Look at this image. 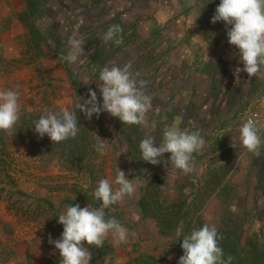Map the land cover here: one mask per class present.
Segmentation results:
<instances>
[{
    "label": "rangeland",
    "instance_id": "374dc122",
    "mask_svg": "<svg viewBox=\"0 0 264 264\" xmlns=\"http://www.w3.org/2000/svg\"><path fill=\"white\" fill-rule=\"evenodd\" d=\"M0 1L9 3L7 0ZM218 3L219 0H210V2L209 0H49L44 23H52L51 26L57 33L56 37L65 42V45L59 50L62 57L69 50V37L76 35L84 41L83 54L80 58L82 62L75 63H69L66 60L60 61L44 43L40 44V51L36 50L24 26L26 29L24 34V37L26 36L24 39L26 54L30 51L26 63L37 62L39 70H41L40 68L45 70L49 67L45 57L50 55L54 57L57 60V66L64 70L69 79L73 95H67V98L69 99L68 103L71 102L72 106L76 102L83 104L88 99L90 89L96 92L97 103L100 104L102 102L99 91V83L102 82L98 78L100 69L114 65L122 67L125 64L130 65V72L138 81L145 82L143 90L151 97L152 105L145 114L147 125L124 124L105 111L100 112L97 116L101 124L96 126L95 133L102 137L103 141L108 139L107 141L113 145L112 149L116 151L117 156L116 161L112 164V173L107 174L105 168L108 162L106 163L105 157L106 151L111 148L107 142V149L105 148L104 153L98 155V159L104 161V174L95 180L92 187H89L88 180L84 181L83 178L80 179L60 171L55 163L38 166L41 173L48 172L44 174L43 180L50 182L41 184L46 189L45 192L42 191L43 196L47 199L36 201L35 209L31 208L30 213L27 210L22 211L27 212V216L31 217L27 218L35 221L33 232L36 235L29 242L31 251L34 247L46 246L49 251L53 252L40 264H60L59 251L50 242V240L58 239L62 232V225L57 223L56 217L70 204H79L81 207L89 204L90 207H99L100 202L95 201L93 190L102 178L114 180L119 165L122 166V169L119 170H123L127 178L133 179L134 183L138 180L139 184L131 197H125L116 204L110 205L105 210L106 216L115 217L124 227L129 224H132L133 227L128 230V240L125 244H116L106 238L103 247L88 246L91 254L94 253V250L102 254L103 264H122L140 253H152L153 230L156 227L159 229V225L158 217L151 214L159 215V217L171 215L172 211H177L176 206L172 208L173 204L181 203L184 199L190 200L194 197V190H199L200 195L197 199L198 206H195L196 214L191 215L193 223L198 216L206 224L217 226L222 214L229 211L233 214L229 220L234 222H239L241 219L239 217L245 216L241 221L244 238L257 231L255 227L257 221L260 222V227L262 226L264 199L261 196L257 199L258 193H261L260 190L264 187V131L262 128H259L262 143L258 155L246 151L241 146L238 134L229 133L228 141L209 142L212 145L214 143L213 146L227 143L217 155H212L213 147L208 146L205 148V154L200 155L205 162L192 156V165H195L196 162L201 163L202 166H204L203 163L212 166L206 172V178L202 183L194 180L183 181L181 170L173 169L170 166L169 153H164L162 157L158 158L160 162L153 165L142 160L138 147L140 141L149 135L155 137L158 146L162 139V132L168 126L157 124L161 116L158 114L166 115L165 111L172 112L169 107L173 104L171 102L173 101L171 100L172 95L177 89L184 94L192 87L196 88L197 100L202 103L208 101L207 106L215 108L219 115L227 114V110L237 108V104L240 105L243 102L246 105L243 122L246 121V117L250 113L264 109V76L249 78L245 72L241 71L239 80H237L234 69L240 65L233 59L223 61L218 58L219 52H227V49L233 48V45L228 43L226 34L230 26H226L223 21L211 22ZM112 24H119L123 29L121 33L123 42L119 45L112 42L105 43L103 40V33ZM199 37L207 42V49L204 50ZM209 41L213 43V49H211L212 45L209 44ZM206 50L211 53L214 59L212 62L222 71L214 70L211 74L204 68ZM4 60V57H0V65ZM12 61L19 63L22 60L13 58ZM53 68L57 67L53 66ZM38 79L40 86L45 87L43 96L37 100L36 105H56L58 100L56 92L60 87L54 86V83L60 81L61 78L50 80V78L42 76ZM72 79L79 83L81 98H74ZM209 86L213 90L212 95ZM218 93H221L219 99ZM254 95L259 96L255 97L257 99L253 101L256 107L248 108V103L253 100ZM64 101H62V105H66ZM176 103L175 105H177ZM71 105L68 107L69 109ZM238 117H242V114H239ZM153 122H155V128L151 126ZM5 137L6 160L2 163L8 164L7 169L10 172L0 171V185L3 181L5 184L12 183L19 174L31 175L35 178L37 173H32V171L38 169L36 166L38 164H31L29 159H24V163L20 162L24 166L23 169L21 166L17 168L18 161H15L16 156L13 154V158L12 153L16 152L15 147L19 146L18 141L12 137ZM113 186L117 187L115 184ZM218 189L216 198L222 201V212L216 219H207L203 215L204 209L201 207L204 206L205 200ZM86 192L91 196L92 201L85 197ZM218 195L220 196L218 197ZM50 196L53 197V200H59L56 207H52L48 203ZM142 197H145L151 204V214L147 217L142 216L139 211L138 201ZM24 200V202L18 203L19 206L21 205L20 210L24 206H29L28 199ZM155 202L157 203L155 204ZM191 209H193L192 204ZM260 210L262 214H259ZM175 215L177 213H173L172 217L174 218ZM171 227L164 228L172 231L171 235L166 236L171 237L173 243L176 230ZM178 227H180L179 224ZM262 230L264 233V226ZM154 238L157 237L154 236ZM117 246L120 247L118 254L114 253ZM161 251L160 248H155L154 253L161 255ZM174 254V258L179 259V256ZM24 261L22 264H36L34 261L30 262V254H27ZM96 264L100 263L96 262Z\"/></svg>",
    "mask_w": 264,
    "mask_h": 264
},
{
    "label": "clouds",
    "instance_id": "9594fccd",
    "mask_svg": "<svg viewBox=\"0 0 264 264\" xmlns=\"http://www.w3.org/2000/svg\"><path fill=\"white\" fill-rule=\"evenodd\" d=\"M219 21L230 26L226 33L228 43L235 46L242 63V67L234 69L237 80L241 71L249 78L264 76V0H219L211 22ZM122 31L119 24L110 25L103 33L104 42L121 44ZM199 40L205 50L207 42L200 37ZM83 45L84 41L78 36L69 37V50L63 59L69 63L82 62ZM98 78L102 82L99 83L102 102L97 103L96 92L91 89L83 104L76 102V108L86 118L105 111L124 124L147 125L145 114L152 106L151 97L143 90L145 82L138 81L130 72V65L103 67ZM20 109L19 91L16 88L0 89V130L12 132L20 119ZM151 126L155 128V122ZM32 130L38 137L47 136L51 142L58 143L77 136L78 116L67 106L58 112L47 111L33 122ZM259 131L252 119L243 122L238 131L241 146L256 155L262 143ZM204 144L205 140L198 131L182 129L176 122L164 128L158 146L155 137L149 135L140 141L138 147L142 160L155 165L160 162L159 157L169 153L170 166L189 173L192 171V154L202 149ZM94 147L101 154L105 151L103 143ZM114 184L117 187L114 188ZM138 184V180L134 183L123 170L117 169L114 180L102 178L93 190L95 201L100 202L99 207L70 204L56 217L57 223L62 225V232L58 239L50 242L59 251L60 264H90L92 254L88 246L103 247L109 234L117 243L127 242V229L115 217H107L105 210L125 197H131ZM255 227L259 229V221ZM175 236L183 250L178 264H231L232 257H225L218 244L215 225L204 224L188 233H183L182 227H178Z\"/></svg>",
    "mask_w": 264,
    "mask_h": 264
},
{
    "label": "crops",
    "instance_id": "0c3cea01",
    "mask_svg": "<svg viewBox=\"0 0 264 264\" xmlns=\"http://www.w3.org/2000/svg\"><path fill=\"white\" fill-rule=\"evenodd\" d=\"M7 2L9 3L0 1V49L2 50V53H0V57H4L5 59L2 65H0V89L16 88V90L20 93L21 109H33L39 107L37 106L38 104L36 105V103L37 100L41 98V96H43V89L45 87L40 86L38 77L41 78L42 76H45L46 78H50V80L61 78L60 81H56L54 83V86L60 87L56 92V97L58 98V100L55 104L62 108L65 106L70 107L72 103H68L69 99L67 98V95L72 96L73 91L69 86V79L66 73L61 69L60 66H57V60L51 55L46 56L45 60L48 61V66L50 68L48 67L45 70H42V68H40L41 70H39L37 62L26 63V61L28 60L27 55L30 54V51L28 54H26V48L24 47V39L26 37H24V34L26 33V29L24 27V24L18 18V14L21 13L24 9V4L22 0H7ZM209 44L212 45L211 49H213V43L209 41ZM219 54L220 55H218V58H221L223 61L233 59V61H236L238 65L242 67V63L239 60L238 51L235 46H233V48L227 49V52L221 51L219 52ZM205 56L206 58L204 60L206 62V65L204 68L206 70H208L211 74H213L214 70L218 72L222 71L212 62V60L214 59L212 58V55L208 52V50H206ZM13 58H18L22 61L16 63L12 61ZM53 66L57 68L54 69ZM210 91L212 92V95L213 90L211 87ZM174 92L171 99L173 100L171 101L173 102V104L169 107L172 109V112L165 111L166 115L159 113L158 115H161L162 117H159L160 121H157V124L170 126L171 124L178 122L179 126L182 129L198 131L205 140V144L202 149L194 152L192 156H195L196 158H200V160H202L200 155L205 154V148L208 146L213 147V152H211V154L217 155L220 149L225 147L227 143L225 142V145L213 146L214 143L212 145L209 142L228 141L229 133L238 134L239 128L242 125L243 120L245 119V103L242 102L240 105L238 103V106H236L237 108H232L230 111L227 110V114L219 115L218 111H215V108L212 109L211 107L207 106L208 101L202 103L197 100L198 98L195 96V93L197 92L196 88L192 87L190 91L184 94L181 90L178 89ZM217 97L218 99L221 98V93H218ZM255 97L259 96L254 95L252 97L253 100L248 103V108L256 107L253 102L257 99ZM62 101H64V104L66 105H62ZM175 103L177 105H175ZM72 107L73 106L71 105L70 110L72 109ZM239 114H242V117H238ZM98 138L107 149V145L110 144V142L107 141L108 139L106 141H103L102 137L98 136ZM107 142L109 143L107 144ZM110 145L111 148L106 151L105 157L106 163L108 162L105 168V172L107 174L112 173V164L116 161L117 156L116 151L112 149L113 145ZM17 147H15L16 152L12 153V155L15 154L16 156V158H14L13 155L15 161H18L16 164L17 168L21 166V168L23 169L24 166L22 165V163H24V159H29L31 164H38L36 165L37 167L41 166L40 162L33 156L28 154L23 147ZM5 160V154H2V152H0V171H5L6 173V171H8V164L2 163ZM203 165L204 166H202L201 163L198 164L195 162V165H192L191 172L184 173L183 171H180L183 181L188 182L194 180L195 182L202 183L203 179L206 178V172H208L212 167L211 165L208 166V164L206 163H203ZM39 167L36 171H32V173H37L35 178H33L31 175L24 176L19 174L15 177V180H13L12 183L8 182L7 184H5V182L3 181L0 185V264H22V261L25 262L24 260L25 258H27V254H30V262L34 261L36 264H40L42 263V260H44V258L47 259L53 253L52 251H49L48 247L46 246L34 247L32 251L29 247L30 239L33 238V236H35L36 234L33 232V224L35 221L29 219L31 217L27 216V212H29L31 208L32 210L35 209L36 205L34 204L36 201L38 202V200H44V198H46L43 196V191L45 192L46 189L44 188V185L41 184L50 182L43 180V178H45L44 174H47L48 172L44 171V173H41L39 171ZM117 168L122 169V166L119 165V167ZM47 187L49 188V186ZM218 191L219 189L216 190L211 196H209V198L205 200L204 206L201 207V209H204L203 215L207 219H216L222 212V201L216 198V193ZM219 196L220 195H218V197ZM24 199H28L29 206H24L20 210L21 205L19 206L18 203L24 202ZM48 203H50L52 207H56L59 203V200H53V197L50 196ZM22 210H27V212H24ZM132 227V224H129V226L125 228L128 231ZM153 231V235L157 238H154V236H152V239L154 240V242L152 243L153 246H151V250L153 251L152 254L155 255V248H160L162 250V256L157 253L155 255L156 257L163 259L157 264H178V258H174V253H176V255H178L179 257L181 256V254L176 244H174V242L172 243V238L160 234L157 227ZM110 235L111 234H109V236L107 237L109 240L113 241L116 244L123 243L115 242V238ZM114 253H120L119 246L115 248Z\"/></svg>",
    "mask_w": 264,
    "mask_h": 264
},
{
    "label": "trees",
    "instance_id": "16d2710c",
    "mask_svg": "<svg viewBox=\"0 0 264 264\" xmlns=\"http://www.w3.org/2000/svg\"><path fill=\"white\" fill-rule=\"evenodd\" d=\"M22 2L24 9L18 14V18L26 27L32 45L36 50L40 51V44L44 43L60 61H65L59 51L65 45V42L61 38L56 37L57 33L51 26L52 23H44L49 0H22ZM72 83L74 98H81L82 93L78 88V81L72 79ZM61 109L58 105L51 104L27 110L20 109V119L12 132L0 130V152L3 154L5 151V136L12 137L13 139H17L19 146L23 147L28 154L37 159L43 166L55 163L60 171L69 173L80 179L83 178L82 180L84 181L88 180L89 187H92L95 184V180L104 174V161L98 159L99 152L94 147L96 144L101 143L95 133L96 126L101 124L97 115L94 114L90 119L86 118L85 114L80 112L76 108V103H74L71 110L78 116L79 132L76 137L58 143L51 142L47 136L38 137L32 130L33 122L41 114L47 111L58 112ZM260 191L261 193H258L257 199L260 196L264 199V187ZM193 195L194 197L190 200L184 199L185 201L183 200L181 203L173 204L172 208L177 207L176 212L172 211L174 214L177 213L174 218L172 217L173 213L161 217L151 214V204L145 197L140 198L138 201L139 211L144 217L150 214L158 217V232L160 234L171 235L172 231L166 230L164 227L172 226L176 230L178 224L182 227L183 233H188L192 229L200 228L206 224L198 216L194 220V223L191 221V215L196 214L195 206H198L199 190H194ZM85 197L92 201L91 196L87 195V192L85 193ZM191 204L193 205V209H191ZM257 207L258 205L255 210ZM259 214H262L261 210ZM245 215L247 214L245 213ZM232 216V212L226 211L222 214L220 223L216 226L219 237L218 244L223 249L225 257H232L231 264H264V233L262 230L264 222L259 230L252 232L244 238L243 231L241 230V221L245 216H240L239 218L241 219H239V222L237 221L238 223L229 220ZM259 217L262 218V216ZM176 239L174 235V244H176L182 255L183 250L180 247V241H176ZM103 260L102 254L94 250L90 264H96V262L103 264ZM162 260L152 253L143 252L122 264H157Z\"/></svg>",
    "mask_w": 264,
    "mask_h": 264
},
{
    "label": "built area",
    "instance_id": "2783aa9c",
    "mask_svg": "<svg viewBox=\"0 0 264 264\" xmlns=\"http://www.w3.org/2000/svg\"><path fill=\"white\" fill-rule=\"evenodd\" d=\"M252 119L256 122V124L259 126L258 128H262L264 131V109L263 110H256L249 115H247L246 120Z\"/></svg>",
    "mask_w": 264,
    "mask_h": 264
}]
</instances>
